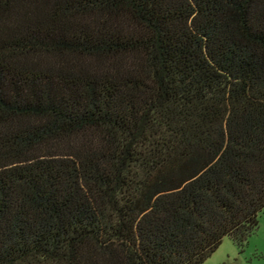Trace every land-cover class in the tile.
<instances>
[{"label": "trees", "instance_id": "1", "mask_svg": "<svg viewBox=\"0 0 264 264\" xmlns=\"http://www.w3.org/2000/svg\"><path fill=\"white\" fill-rule=\"evenodd\" d=\"M264 208V0H0V264H203Z\"/></svg>", "mask_w": 264, "mask_h": 264}, {"label": "rangeland", "instance_id": "2", "mask_svg": "<svg viewBox=\"0 0 264 264\" xmlns=\"http://www.w3.org/2000/svg\"><path fill=\"white\" fill-rule=\"evenodd\" d=\"M258 219V227L243 247H238L230 237L225 236L203 264H264V208Z\"/></svg>", "mask_w": 264, "mask_h": 264}]
</instances>
